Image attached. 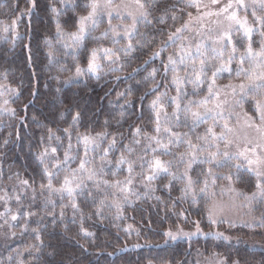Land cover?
<instances>
[{
    "label": "snow or ice",
    "instance_id": "6c2138e0",
    "mask_svg": "<svg viewBox=\"0 0 264 264\" xmlns=\"http://www.w3.org/2000/svg\"><path fill=\"white\" fill-rule=\"evenodd\" d=\"M135 12H128L125 15L119 10V6L113 7V0H86L83 5L87 11L84 14H80L75 18V30L65 31L59 22V16L63 10L71 9L75 11L79 7L78 0H60L61 7L58 8L49 3V8L52 13V17L56 22L55 37L58 42H62V46L65 49L71 50L69 55H72L73 60H76V51L81 48L84 41L103 23L105 15L108 17L107 27L100 33V37L110 38L113 45L119 43L120 39H127L129 42L119 48L98 47L93 48L89 52L88 61L86 66H82L80 63H75L74 77H69L65 83L71 82L74 78H78L84 75L99 78L104 72V64L115 65L108 70L115 72L120 70L121 56L119 53L128 54L134 50V45L131 42L132 38L138 31V25L141 23L151 24L152 20L149 19L150 8L153 6V0H134ZM185 4L189 8H195L198 15L193 16L192 12H188V20H185L180 27L175 29V32L169 34L168 39L163 43L162 49L169 44H175L177 40L181 43L178 49L170 53L167 57V61H162L163 64V76L164 80H167L169 72L172 73L170 81L164 83V80L157 81L150 91H159L160 85L163 83L165 91L159 92L158 95L151 101L149 108L154 116L155 127L153 129L154 135L144 133L141 135V128L137 127L133 132V140L131 145H124V152L116 160V168L112 172V175H116L119 171L123 170V166L126 164L128 177L124 180L110 181L102 179L105 167L112 164V161L107 159L109 153L116 147L117 139L113 134L112 139L109 141L108 146L101 150L102 143L108 138V132H97L95 135L91 133H76V145L73 148L72 128H65L63 130L67 137L68 144L64 149L63 158L59 155V148L62 147V137L56 136L52 129L48 130V143L41 139L42 150L36 156V159L43 166L41 169V180H46L47 183H40L39 190L43 194L45 191L48 193V197L45 200V206L51 205L55 208V201L52 200V196L59 195L63 200L68 198L69 204L73 209V213L81 211L79 204L77 203L78 197H84L86 200H91L94 204L97 203V194L104 193L103 198L99 200V206L96 209V214L100 215L103 207H116L120 208V203L113 199L111 203L108 201V194L106 189H115L111 195L115 197L117 193H124V200L127 201V194L132 193L133 185V170L136 161L130 160L129 156L135 152V148L132 145L139 146L142 140H146L147 144L144 146V155L139 156L140 167L142 171L139 175L143 176L142 183L145 184L146 189H151V182L158 177L168 175L171 180H183L184 186L181 188L183 198L189 195L195 197L196 192L193 189L194 181L189 174L193 170V165L207 164L210 167L205 171L204 187L200 188L201 193L206 192L208 189V177H213V185L216 179H225L230 183L232 181L234 173L229 171L228 174H217L213 171L215 168L228 167L230 170L235 169V173H239L242 169L247 171L250 175L255 177V191L250 195L244 193H238V195H245V199L249 202L252 201H264V103L256 100L255 116H249L244 112L246 119V127L255 129L257 135L255 137H249L244 135L240 137L236 135V130L229 126L226 121L223 125L219 124L220 120H225V109L229 105L233 108L240 107L243 111L242 105L249 102V97L253 99L256 96H264V0H227L224 3L223 0H209L207 4L203 0H185ZM18 4H13L12 8L15 9ZM36 0H28V7L22 10L10 23H4L0 21V39H7L8 34L12 37V46H15V42L18 39H22V34L19 31V26L24 16L31 18L33 11L36 9ZM205 9V11H201ZM243 10L244 15H240V11ZM250 13V15H249ZM167 13L157 19V22L164 23ZM119 17L121 20L130 19L129 24H113L112 20ZM205 17H215L212 22L217 25L216 29H207L208 32H215V35H203L205 26L200 24V28L196 29V35L200 37L194 44L188 36H184L186 31H192L193 21H203ZM173 21L177 20V16L172 15ZM31 24L29 23L27 33L29 40H31ZM234 33L239 34V39L234 36ZM259 35V47L255 48L256 43L255 36ZM144 35L143 33L141 34ZM93 39H99V37H93ZM246 40L247 43L243 47V50H239L237 44ZM44 42L49 45V51L47 53L50 60L54 59V52L51 49V39L45 37ZM29 49L31 53V44L24 45ZM161 52L157 51L153 53V57L160 56ZM148 61H145L147 64ZM29 64H31V55H29ZM63 70V69H62ZM135 71V70H134ZM159 70L153 68L148 77L155 80L157 72ZM209 72L211 75L209 76ZM239 78V82L230 81L225 85H218L217 79L227 73ZM6 78V73L4 74ZM191 85L193 96L198 92L204 91V85H207L206 94L199 99H188L185 102V98L189 95L187 87ZM175 88L176 95H169V89ZM5 91L15 93L16 90L12 88H6L4 84H0V96H3ZM123 96L124 93H118ZM143 99V97H141ZM9 101L3 100V104L0 105V111L9 112L15 114V109L6 107ZM127 103V101H126ZM172 106V111L169 113L167 107ZM143 107V106H141ZM80 113L77 112L73 116V122L80 120ZM233 115L232 112H228V119ZM211 120V126L207 127L203 134L196 135L195 140L190 136V132ZM189 127L187 132H177L173 130V125L179 127L181 123ZM107 125V121H105ZM221 127V131L217 133L214 131L215 127ZM141 137L136 139L135 137ZM167 138L166 141L164 138ZM55 140L56 146L52 145V141ZM7 142V141H6ZM223 144V149L220 145ZM236 145V151H231L233 145ZM241 144L243 145L241 147ZM83 146L84 154L82 156L74 155L73 152H79V146ZM186 146V150L183 152H173V147ZM215 149V150H212ZM149 150L152 153L151 158H148ZM99 152V165L95 162V156L89 159V153ZM160 152L162 155H172L171 160H162L156 153ZM127 153V155H125ZM79 160L76 167H71L73 163ZM245 162L247 168H245ZM179 167L183 164L184 169L182 172H173L171 169L173 165ZM63 173L62 179L60 174ZM19 175V174H17ZM237 179H241L237 176ZM171 180L165 187L171 186ZM54 181H58V186L54 184ZM20 184L23 188L27 189L32 187L33 199L36 196L35 181H29L27 179L20 180ZM92 185V187H90ZM5 193L4 196H0V200L6 202ZM19 203L21 196L15 197ZM159 199V197H157ZM68 205H62L60 211L61 220L64 218V209ZM11 211L6 209L5 212L0 213V216H6ZM37 213L27 212L25 218L35 216ZM47 215L53 218L55 222V212H49ZM177 216H184L187 220V215L184 212L175 213ZM81 216L83 214L81 212ZM18 216L13 214L11 221H17ZM208 221L210 224L218 225L220 223H226L223 219L214 218L210 212L208 215ZM9 227L13 225L9 221H5ZM195 225L193 231H185L183 227L176 226L175 231L170 227L163 231L162 235L165 238V242L168 240H177L187 238L189 241L196 236L214 237L216 239L230 240L231 237L225 236L224 233L219 231L204 232L201 228V222L199 220L192 221ZM246 227L264 228V214L259 217H254L251 222H244ZM235 226V225H230ZM131 227V226H129ZM24 231H27V224H25ZM32 233L35 236L36 243L28 245L24 251L16 253V264H38L40 259V253L44 246V241L41 237L40 228H33ZM81 232L85 236L92 235L87 232L86 229L81 228ZM16 235L15 232L12 233ZM139 235V232H137ZM237 240L240 238L237 237ZM134 247H140L136 244ZM264 247V244L259 245ZM27 253L32 257L31 261H25L22 257ZM111 255V253H109ZM218 259L213 261V264H241L239 258L230 259L227 256H222L219 253L212 254ZM13 256L9 255L8 262L12 264ZM148 264H152L151 261ZM248 264V262H246ZM255 264V262H252ZM259 264H264L262 259Z\"/></svg>",
    "mask_w": 264,
    "mask_h": 264
},
{
    "label": "trees",
    "instance_id": "16d2710c",
    "mask_svg": "<svg viewBox=\"0 0 264 264\" xmlns=\"http://www.w3.org/2000/svg\"><path fill=\"white\" fill-rule=\"evenodd\" d=\"M50 2L61 7L60 0H36L37 7L31 18L24 16L22 19L19 31L23 38L18 39L14 47L9 42H0V73H6L5 82L18 90L12 106L15 114L10 113L0 119V178L10 181L14 186L21 185L22 179L34 180L36 188L35 199L32 187L27 188L29 194L24 198L28 202L27 207L22 205L17 212L18 220L13 222L12 227L0 232V264H9L8 254L16 245L24 246L25 250L28 245L36 243L31 231L33 228H40L44 241L38 264H148L149 261L152 264H195L197 252L207 256L219 253L230 259L239 258L245 263L259 264L264 259L260 250H250L242 242L231 244L213 237L198 236L191 241L162 244L164 230L170 227L175 229L177 225L185 230H192L195 228L192 221L199 220L204 232L211 231V225L206 220L205 205L201 201L179 198L182 192L175 185L169 189L159 186L155 193L149 192L142 198L121 206L120 213L107 206L97 215L100 194H97L95 204L84 197H78L77 203L81 211L75 214L68 199L61 200L59 195L52 196L55 201L54 209L51 205L45 206L47 192L41 194L39 185L47 181L41 180L43 166L36 156L42 149L41 139L48 143V130L52 129L56 136L62 137L59 155L63 158L68 144L63 132L65 128H72L74 149L77 147V132L95 135L106 129L109 135L99 151L108 146L115 134L117 145L107 157L113 164L118 153L124 152V145H131L133 132L137 127L141 128V135L150 134L153 120L148 102L153 95L150 89L155 83L151 78H145L157 67L147 60L152 55V46L149 42H142L140 51H132L129 58H123L121 71L98 79L84 75L65 83L70 73L74 77V63L78 60V63L86 62L95 36H89L84 41L74 61L72 55L67 54L69 52L56 42V22L49 8ZM78 3L80 6L75 11L65 9L58 18L65 31H74L75 18L87 11L83 7L86 0H78ZM0 4V19H4L25 10L28 0H0ZM13 4H18V7L13 9ZM29 23L31 40L27 33ZM46 36L51 39V49L54 52L52 60L47 55L49 45L44 42ZM29 43L31 53L24 47ZM145 61L148 63L145 64ZM163 77L162 74L156 75V78ZM118 93L124 95L120 96ZM77 112L81 114L80 120L74 123L73 116ZM135 138L141 139L139 136ZM56 143L55 140L52 141L53 146ZM146 144L147 141L142 140L140 146L144 149ZM132 146L135 152L129 157L135 159L141 151L137 146ZM80 151H83L82 145L79 146ZM79 152L74 151L73 154L79 155ZM90 154L95 156L96 164L99 165V152ZM76 164L77 161L71 167ZM62 176L61 173L59 178L62 179ZM114 179L112 176L107 180ZM54 184L58 186V181H54ZM108 201L111 203V198ZM62 205L68 207L64 209V218L61 220ZM26 210L37 215L26 220ZM53 211L55 222L47 215ZM181 212L186 213L187 220L184 216L175 215ZM25 224L27 231H24ZM81 228L92 235L85 236ZM13 232L16 233L15 236L12 235ZM240 233L243 238L247 237L241 230ZM136 244L141 246L134 247ZM22 259L27 262L32 257L25 253ZM12 264H16L15 257Z\"/></svg>",
    "mask_w": 264,
    "mask_h": 264
},
{
    "label": "rangeland",
    "instance_id": "374dc122",
    "mask_svg": "<svg viewBox=\"0 0 264 264\" xmlns=\"http://www.w3.org/2000/svg\"><path fill=\"white\" fill-rule=\"evenodd\" d=\"M203 2L205 4H207L209 2V0H203ZM224 3H227V0H223ZM0 6H2V4H0ZM119 6V10L121 12H123L125 15H127L128 12H135L136 8H135V4H134V0H113V7H117ZM201 11H205V9H201ZM188 12H192L193 16L198 15L197 10L195 8H189L186 6L185 4V0H153V6L150 8V16L149 19L153 21V23L151 24H144L141 23L138 25V31L136 33V35L132 38L131 42L134 45V50L133 51H140L141 50V44L142 42H149L150 45L152 46L153 50L151 51V56L147 59L148 61L152 62V64H156L157 67H155L156 69H158L159 71L157 72L159 74V76L162 74L163 75V64L162 61H167V57L170 53L175 52L181 41L177 40L175 42V44H169L167 47H164L163 50L162 49V45L163 43L168 39V36L170 33L175 32V29L177 27H180L181 24L184 23L185 20H188ZM20 12L15 13L13 16H9L7 18L4 19H0V21L4 22V23H10L11 20L13 18H15ZM165 13H167L166 15V19L164 23H159L157 22L158 17L165 15ZM2 15V11H0V16ZM172 15L177 16V20L173 21L171 19ZM240 15L243 16L244 12L243 10L240 11ZM250 15V13H249ZM215 17H205L203 19V21H193L192 24V31H186L185 33H183L184 36H188L190 38V40L193 43V46L195 44V42L200 38L196 35V29L200 28V24L203 23V25L205 26L204 30H203V35L204 36H208V35H215V32H208L207 29L211 28V29H216L217 25H215L212 21L215 20ZM113 24H119V23H123V24H129L131 23L130 19H124L121 20L119 17L114 18L112 20ZM108 24V17L107 15L104 16L103 18V23H101L99 25V27L90 35H94L95 37H99V39H95L94 43H93V48H98V47H108V48H119L125 44H127L129 41L127 39H120L119 43L116 45H113L112 40L110 38H104V37H100V33L107 27ZM2 26V25H0ZM98 30V31H97ZM151 30V31H150ZM144 34L143 36L141 34ZM234 36L239 39V34L238 33H234ZM89 39V37L87 38ZM255 40L256 43L254 44L255 48L259 47V40L260 37L257 34L255 36ZM1 41H6L12 44V37L11 34H8V38L7 39H0ZM58 44L62 45V42H58L56 41ZM247 43L246 40L241 41L239 44H237V47L239 50H243V47L245 46V44ZM83 46V45H82ZM88 51V55L86 56V62L84 63H80L82 66H86L87 65V61H88V56H89V52ZM67 52H70L71 50L66 49ZM80 51V49H78L75 53V55L78 54V52ZM160 51L161 55L160 56H156L153 57V53ZM132 52V51H131ZM129 52L128 54H124V53H119L121 56V61H120V70H122V65H123V58H129V56L132 55V53ZM76 62H79L76 61ZM75 62V63H76ZM74 63V64H75ZM110 67H115V65H108V64H104V72L100 75L99 78H104V75L106 74H110V73H115L112 71H109L108 69ZM74 72L75 69L73 71V76H74ZM5 73H0V84H4L6 86V88H12L15 89L16 92L12 93V92H8L5 91L3 96H0V105L3 104V100L7 99L9 101L8 105L6 107L13 109V105L14 102L13 100L15 99V97L18 94V90L15 86L9 85L5 82V77H4ZM211 75V72H209V76ZM70 77H72V74H69ZM172 76V73L169 72L168 74V78L167 80H164L163 78H156L155 80H152L154 83H156L157 81H162L164 80V83H167L168 81H170ZM95 78V77H94ZM230 81L232 82H239V78H237L235 76V73L233 72L232 75H228L227 73L222 74L218 79H217V84L218 85H225L228 84ZM204 91L202 92H198L197 95L193 96L191 94L192 89H191V85H189L187 87V91L189 92V95L185 98V102H187L188 99H199L202 98L206 92H207V85L202 86ZM165 91V87L164 84H161V87L159 88V91H152L153 95L151 96V98L149 99L148 102V108L149 105L151 103V101L155 98L156 95L159 94V92H163ZM169 95H176V91L175 88L169 89ZM256 100L261 101L262 103H264V96H256L254 99L252 97H249V102L245 103L242 105L243 111L241 110L240 107H236L233 108L230 105L228 107H226L225 109V120H220L219 124L223 125L226 121L229 123L230 127H233L236 130V135L243 137L244 135L251 137H255L257 135V133L255 132V129H251V128H247L246 127V119L244 116V112H246L249 116H255V105H256ZM167 111L169 113H171L172 111V106H168L167 107ZM228 112H232L233 115L231 116L230 119H228ZM149 113L152 116V127L150 130V135H154V127H155V123H154V116L152 111L149 108ZM10 114L9 112H3L0 111V119H2L3 116ZM212 121L209 120L204 124H201L200 126H198L197 128L193 129L190 132V136L193 138V140H195V136L196 135H200L203 134L205 129L209 126H211ZM173 130L177 131V132H187L189 131V127L185 126L183 124V122L181 123V125L179 127H176L175 125H173ZM214 131H216L217 133H219L221 131V127H215ZM166 141V137L164 138ZM243 145L241 144V147ZM221 149H223V144L221 143L220 145ZM42 148V147H41ZM137 148H139V150L141 151V153L139 155H137V157L134 159H129L130 160H134L136 161L135 166H134V170L132 173L133 176V185H132V193L127 194V201L124 200V193H117V195L115 197H113L111 195L112 192H115V189H106V193L108 194V199L111 198V201L113 199L117 200L120 203V207L126 203L131 202L132 200H137L142 198L143 196H145V194L152 192L155 193L156 190L159 189V186L169 189V187H165L166 184H169L171 177L168 175H164L162 177H158L156 180L151 182V189L154 190H149L146 189L145 184L142 183L143 181V176L139 175L142 171L141 167H140V161L138 159L139 156L144 155V151L143 148L139 145L137 146ZM42 150V149H41ZM40 150V151H41ZM186 150V146L185 145H181L180 147H173L172 151L173 152H183ZM215 150V149H212ZM231 151H236V145L234 144L232 146V148L230 149ZM84 154V150L79 152V156H82ZM122 154V152H119L117 157L114 159V162L112 165L105 167L104 169V173L102 176V179H109L110 177L114 176L112 175V172L115 170L116 168V160L120 157V155ZM125 155H127L125 153ZM157 156H160V158L162 160H171L173 159L172 155H162L160 152L156 153ZM152 153L149 150L148 152V158H151ZM92 158V155L89 153V159ZM108 159V158H107ZM96 162V160H95ZM79 163V160L77 159V164L74 166L76 167ZM73 167V168H74ZM127 165L125 164L123 166V170L119 171L114 177V180H124L126 177H128L129 173L127 171ZM210 166L207 164L204 165H193V170L189 173L192 177V179L194 181H197L196 183L193 184V189L196 192L195 197L189 195L188 198L191 201H201L202 204L205 205V208H207V212H206V220L208 221V215L211 212L214 216V218L216 219H223L224 221H227L226 223H220L218 225H211V231L215 232V231H219L224 233L225 236L231 237L232 239L230 240H224V239H220L223 240L227 243H231V244H238L240 242H242L243 244H245L247 247L250 248V250H257L259 249L260 253L263 254L264 256V247H260L259 245L264 244V228H260V227H254V228H249L245 226L244 222H251L253 220L254 217H259L262 214H264V201H252L249 202L245 199V195H250L253 191H255V177L250 175L247 171L245 170H241L239 173H235V169H229L228 167H224V168H215L213 169L214 172H216L217 174H222V175H226L229 173V171H232L234 173L233 178L231 183L228 180H225L223 178L221 179H216L215 180V184L213 185L212 181H213V177H208V189L206 192L201 193L199 191L200 188L204 187V180H205V176L204 173L205 171L209 168ZM112 168L111 170H108ZM245 168H247V164L245 162ZM184 169V165L181 164L179 165V167H177L175 164L173 165V168L171 169L173 172H182ZM63 174V173H62ZM237 176H240L241 179H237ZM63 177V176H62ZM114 180H110V181H114ZM184 181L183 180H171V186L170 187H174V185L181 190V188L184 186ZM90 187H92V185H90ZM5 193L7 194L6 196V202L4 200H0V213L5 212L6 209H10L11 211H9L7 213L6 216H0V232H3L4 229H8V224L5 223V221H9V223H11L13 225L14 221H11V216L13 214L18 215V210L19 208L23 205L25 207H27V203L24 201V198L29 194L28 189L23 188V186L21 185H13L10 184V181H4L0 178V196H4ZM238 193H244L245 195H238ZM17 195L21 196V200L18 203L15 199V197ZM104 193L100 194V199L103 198ZM183 194H181V196H178L179 198H183L182 197ZM45 197H48V193L47 195H45ZM60 198V197H59ZM67 198V197H65ZM68 199V198H67ZM175 201V197L173 198ZM107 208V206H105ZM111 208H115L116 207H111ZM26 213L28 212L27 210L25 211ZM117 212H119V210L117 209ZM122 212V210H121ZM230 225H235L230 226ZM185 230V229H184ZM192 230H185V231H193ZM240 230L242 232H244L246 234L247 237L243 238L241 236ZM173 231H175V229H173ZM208 232V231H207ZM1 233H0V238H1ZM261 236H263L261 238ZM198 237V236H196ZM239 237L240 239L237 240L236 238ZM195 238V237H193ZM214 238V237H213ZM184 240H188L187 238H182V239H177V240H168L167 242L169 243H173V242H177V241H184ZM165 242V238L162 242V244L167 243ZM24 246L20 245H16L15 248L9 252L8 256L11 255L13 257L16 258V253L19 251H24ZM218 259V257L215 256H207V255H203L202 253L197 252L195 255V264H213V261ZM236 259V258H233ZM241 264H246L245 262H243L242 260ZM249 264V263H248Z\"/></svg>",
    "mask_w": 264,
    "mask_h": 264
}]
</instances>
